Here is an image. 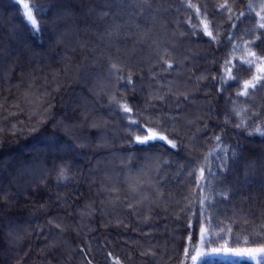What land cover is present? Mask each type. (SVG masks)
I'll return each instance as SVG.
<instances>
[{
    "label": "trees",
    "instance_id": "1",
    "mask_svg": "<svg viewBox=\"0 0 264 264\" xmlns=\"http://www.w3.org/2000/svg\"><path fill=\"white\" fill-rule=\"evenodd\" d=\"M39 2L53 7L38 18L43 31L35 33L17 2L0 0V178L10 199L6 202L0 192V264H117V259L119 264H180L185 243H194L187 239L189 216L197 238L201 222L200 213L195 217V208L188 206L194 198L199 203L198 192L191 193L195 169L190 176L188 168L181 166L189 161L198 164L196 158L210 149H215L210 160L222 155L214 134H220L221 142L241 158L256 161V172L240 186L234 184L235 173L216 177L217 190L233 191L227 197L214 195L206 204L211 225L205 227L220 235L217 244L250 247L264 242V188L260 186L264 169L258 160L264 153V128L249 134L258 123L264 125V88L238 95L242 80L250 78L255 66L223 86L219 79L225 60L247 67L242 63V41L252 36L244 30L255 25L260 0H227L232 13L217 7L224 0H148L152 14L142 13L135 23L128 10L114 7L125 0ZM197 8L208 13L219 44L204 37L202 28L197 30L198 38L190 35L192 25L203 19L197 16ZM230 15L234 20L240 16L235 26L227 19ZM229 30L233 37H228ZM253 34L260 36L264 29L257 28ZM234 39L238 47L233 52ZM260 45L257 40L249 47L259 52ZM161 57L170 58L173 65L169 67ZM110 60L119 65L118 74L126 77L131 71L133 75V84L122 81L116 95L127 100L136 117L149 103L156 111L168 113L175 123L165 124L166 134L177 139L178 147L162 141L153 142L152 148L129 143L127 117L109 109L107 94L99 92L101 86L112 88ZM156 89H161L164 99L150 101ZM192 113L199 117L194 119ZM68 145L75 146L69 178L58 181L56 171H47L44 183L33 179L25 191L17 173L35 168L39 175L40 163L34 164V158L46 162L49 169L53 159L68 160L57 155ZM143 153L154 155L144 161ZM129 154L140 157L134 163L145 168L141 179L159 182V195L145 183V190L154 195L141 203L134 201L121 164V159L128 162ZM156 157L161 161L159 171ZM237 164L243 176V159ZM13 178L19 187L10 183ZM160 245L167 249L159 251ZM201 264L256 261L224 255L205 257Z\"/></svg>",
    "mask_w": 264,
    "mask_h": 264
},
{
    "label": "snow or ice",
    "instance_id": "2",
    "mask_svg": "<svg viewBox=\"0 0 264 264\" xmlns=\"http://www.w3.org/2000/svg\"><path fill=\"white\" fill-rule=\"evenodd\" d=\"M17 3L22 9L23 18L27 21L30 25L31 31L35 33H39L43 31V27L40 23L38 18H42L48 10H50L53 5L51 4H42L39 0H35L33 3H29L28 0H17ZM114 7L120 10H128L129 19L135 23V17H139L142 13L150 15L152 14V4L148 2V0H125L124 3L115 4ZM190 7H195L194 5H190ZM220 9H227L230 13H232V8L229 7L227 0H224L222 4L217 6ZM251 7V5L249 6ZM259 10L255 12L256 21L255 25L252 29H245V33L252 36V40H244L242 41L245 45V55L242 57L243 65L247 67H237L233 64L231 60H225L221 65V75L219 77L221 81V86H223L228 79L236 80L239 78L240 71H249L251 70L252 66H255V72L250 76L248 79H243L240 87V91L238 95H246L249 89H257V88H264V34L257 36L253 33L256 29H264V0H260L258 5ZM135 9H139V11H134ZM197 16L203 15V19L200 20L199 24L192 25V31L190 33L191 36L198 38V29L202 28L204 37L210 38V42H216L219 44L220 37L219 34H214L216 29L214 28L212 22L209 20L208 13L204 12L201 13V9H196ZM108 13L106 12L105 15ZM244 12L240 13V16H243ZM240 16H236L234 20L233 17L230 15L227 19L232 21L233 26L236 24V20L240 18ZM136 27L139 29L140 25L136 24ZM142 35L146 36L147 31L142 30ZM233 33L231 30L228 31V37H233ZM238 39V38H237ZM261 41L260 51H253L250 49V45L254 41ZM233 49L238 47L236 45L235 39L233 40ZM159 47V45H157ZM165 52L168 51L167 48L164 49ZM161 60L164 61L169 67L173 65V61L169 59H165L161 57ZM87 67V66H85ZM119 65L115 61L110 60L109 64V80L108 83L112 85V88L109 89L105 86H101L99 92L105 93L108 96V108L117 110L119 114L126 116L129 124V143H135L139 146L152 148L154 147L153 142L155 141H162L166 143V145L170 146L171 148L178 147L177 139H172L169 137L166 132L164 126L170 120L172 123H175L171 117H169L168 113L163 111H156L154 105L149 103L146 107L139 112V117H136V110L129 105L127 100L124 97L117 96L116 91H118L117 87L121 84L122 81H127V85L133 84V75L132 72L129 71L128 75L125 77L122 74H118L115 71ZM236 69V73L233 74V69ZM224 72L228 73L226 77L223 75ZM212 79L215 81L217 79L216 74H213ZM217 91H220V87L217 88ZM161 89H156L154 92L149 96V100H163L164 96L160 95ZM177 108H179V104L177 103ZM239 112L237 115L239 116ZM46 118V114H41ZM189 123H191L189 121ZM241 125L237 124L236 127L239 128ZM206 127V125H205ZM264 125L258 123L255 128L250 130L251 132H261ZM164 129V130H161ZM173 133L176 130L173 128L171 130ZM199 132L200 129H197ZM264 135V132H261ZM178 135V133H176ZM212 139L216 142V148L220 150L223 154H217L215 160H210L209 155L215 151V149H210L208 153H205L203 158L197 157L198 164H192L189 161L188 164L182 165V168H188L189 175H192V169H195L196 172V179H195V187L191 189L192 194H196L198 192V201H199V213H200V225L198 229V238L196 229L194 226V221L189 216L188 219V231L189 237L187 239L193 240L194 243H185L183 249V259L180 261V264H201V261L205 257L208 256H218V255H234V256H246L251 258L252 260L256 261V264H264V242L256 243L250 247H229L227 242L217 244V241L220 239L219 234H214L211 231V227L206 228L205 223L211 225V213L208 214V217L205 216L207 211L206 204L212 202L213 196L218 195L222 197H227L232 188H222L217 190L215 188L216 177L218 175L224 176L230 173H235L234 175V184L237 186L248 184L251 181L252 175L256 172V161H249L246 157L241 158L232 148L230 145H225L221 142L222 137L220 134H214ZM75 146L68 145L62 152H58V156H68V160L60 159L59 162L53 159V166L51 169L47 167L46 162H39L38 158H34V164L40 163L39 167V175H36L35 168L33 170H25L23 172H18L17 175L22 178V183L25 186L24 190L26 191V186L32 183L33 179H38L40 183H44L47 177L44 175L47 171H56L57 173V180L58 181H66L69 178L70 173V166L72 160L75 159ZM231 153V155H229ZM144 161H148L153 158V153H143ZM140 157L129 154L128 162L121 159V164L124 166L123 170L126 172L125 180L128 184V190L130 195L133 197L136 203H141L143 201H147L150 197V193L145 190L143 187L145 183L151 186L152 190L159 195L161 188L158 181L153 179H148L145 181L141 179V176L146 175L144 166L136 167L135 161L139 160ZM243 159V168H244V175L241 176L240 168L241 166L237 164V161ZM157 166L156 171H159V165L161 161L159 157H156ZM259 167L260 169H264V153H261L259 158ZM164 164L169 163L168 161H163ZM24 176H29V179H23ZM164 177L161 176L160 180H163ZM223 182V181H221ZM10 183H17L15 178H13ZM19 187L20 184L17 183ZM260 186L264 188V175L260 178ZM110 191H118L116 188L110 189ZM0 192H4V199L6 202H10L8 193L4 191L3 180L0 178ZM118 200L119 198L116 197ZM127 199V197L125 198ZM187 199V198H186ZM196 199H192L188 201V206L192 209L195 208ZM43 206V205H42ZM128 207H133L132 203L127 205ZM50 223H55L57 228H61V224L56 223L54 221H49ZM245 223H247L245 221ZM231 231V229H229ZM261 231H264V225L261 226ZM148 252L155 255L151 249H148ZM111 256V253L108 254ZM144 255V253H142ZM117 264L119 261L117 259Z\"/></svg>",
    "mask_w": 264,
    "mask_h": 264
},
{
    "label": "rangeland",
    "instance_id": "3",
    "mask_svg": "<svg viewBox=\"0 0 264 264\" xmlns=\"http://www.w3.org/2000/svg\"><path fill=\"white\" fill-rule=\"evenodd\" d=\"M3 1V0H2ZM13 1H15V2H17V0H13ZM187 55H193V52H191V51H187ZM188 57H185V59H187ZM190 116H192L194 119H196V118H198L199 116H198V113H192ZM185 117V116H184ZM28 150H30V149H28ZM77 156H79V155H77ZM152 161H155V160H152ZM111 180H114V175L111 177ZM110 180V181H111ZM154 195V193L152 192L151 193V196H153ZM199 203H197L196 204V206H195V217H199ZM199 224H200V221H199ZM168 242V241H167ZM164 245H166V244H164ZM161 246V245H160ZM165 249H167V247L166 246H161V247H159V251H161V252H163V250L165 251ZM218 256H224V255H218Z\"/></svg>",
    "mask_w": 264,
    "mask_h": 264
}]
</instances>
